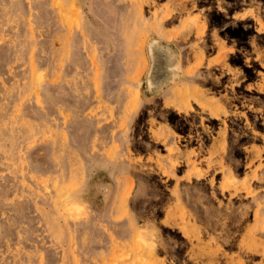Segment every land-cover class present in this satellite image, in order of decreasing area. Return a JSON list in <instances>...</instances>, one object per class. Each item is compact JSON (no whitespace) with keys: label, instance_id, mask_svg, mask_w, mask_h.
<instances>
[{"label":"rangeland","instance_id":"rangeland-1","mask_svg":"<svg viewBox=\"0 0 264 264\" xmlns=\"http://www.w3.org/2000/svg\"><path fill=\"white\" fill-rule=\"evenodd\" d=\"M0 264H264V0H0Z\"/></svg>","mask_w":264,"mask_h":264},{"label":"bare ground","instance_id":"bare-ground-1","mask_svg":"<svg viewBox=\"0 0 264 264\" xmlns=\"http://www.w3.org/2000/svg\"><path fill=\"white\" fill-rule=\"evenodd\" d=\"M70 180V179H69Z\"/></svg>","mask_w":264,"mask_h":264}]
</instances>
